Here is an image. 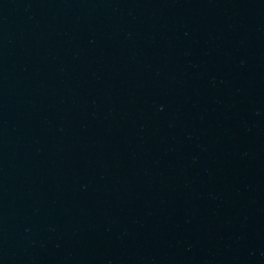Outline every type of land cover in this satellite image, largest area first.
Masks as SVG:
<instances>
[{"label": "water", "instance_id": "obj_1", "mask_svg": "<svg viewBox=\"0 0 264 264\" xmlns=\"http://www.w3.org/2000/svg\"><path fill=\"white\" fill-rule=\"evenodd\" d=\"M0 264H264V0H0Z\"/></svg>", "mask_w": 264, "mask_h": 264}]
</instances>
